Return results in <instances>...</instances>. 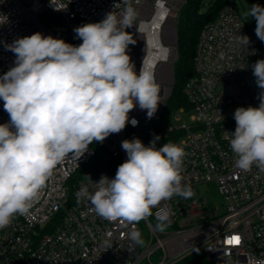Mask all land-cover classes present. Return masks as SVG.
I'll use <instances>...</instances> for the list:
<instances>
[{"label": "built area", "instance_id": "obj_1", "mask_svg": "<svg viewBox=\"0 0 264 264\" xmlns=\"http://www.w3.org/2000/svg\"><path fill=\"white\" fill-rule=\"evenodd\" d=\"M186 1L58 0L60 7L67 5L58 11L49 0H0V13L8 18L0 26V75L14 66L15 55L6 43L36 32L65 40V31L100 22L109 12L120 15L131 6L137 15L126 29L135 41L128 54L137 73L141 66L153 71L163 102L151 119L137 106L129 113L137 126L129 123L119 134L96 142L119 160L108 171L81 170L95 155L93 143L78 161L67 157L60 162L28 213L0 229V264H174L197 250L209 264H264V172L255 166L249 171L237 168L225 134L235 131L233 115L238 107L259 106L261 90L251 65L264 59V42L255 34V20L245 19L232 1L221 6L215 18L199 29L193 74L181 86L187 106L175 108L160 123L174 84L177 25ZM239 34L250 38L246 49L235 42ZM175 110L193 111L189 125L178 124V118L174 123ZM8 120L0 100V124ZM155 136L160 137L158 147L173 143L184 149L182 176L194 195L162 202L171 221L163 233L155 229L159 209L154 208L152 216L136 224L144 244L134 245L128 237L131 225L99 217L89 201L78 203L75 194L84 185L89 192L95 190L86 176L94 182L102 175L115 177L127 159L123 140L139 138L148 145ZM201 184L216 187L220 206L209 202ZM234 237L239 243H229Z\"/></svg>", "mask_w": 264, "mask_h": 264}, {"label": "clouds", "instance_id": "obj_2", "mask_svg": "<svg viewBox=\"0 0 264 264\" xmlns=\"http://www.w3.org/2000/svg\"><path fill=\"white\" fill-rule=\"evenodd\" d=\"M49 2L55 10L67 8L58 0ZM136 15L128 6L120 15L109 12L100 22L74 28L75 38L82 41L79 45L41 32L5 44L15 60L0 75V100L9 116L0 124V229L28 213L65 158L78 161L93 142L103 143L129 123L137 126L139 122L129 117L137 106L151 119L163 103L153 71L141 66L137 73L128 54L135 41L126 29ZM248 15L264 42V6L251 5ZM6 23L7 16L0 13V26ZM235 42L245 49L251 43L240 34ZM251 67L261 90L259 106L238 107L235 131L225 134L237 168L249 171L255 166L264 172V59ZM159 140L155 136L148 145L139 138L123 140L127 159L115 177L102 175L94 182L86 176L95 190L89 192L84 185L75 194L78 203L89 201L99 217L131 225L128 237L134 245L144 244L136 224L152 216L154 208L159 209L155 229L163 233L171 221L162 202L194 195L182 176L184 149L173 143L158 147Z\"/></svg>", "mask_w": 264, "mask_h": 264}, {"label": "trees", "instance_id": "obj_3", "mask_svg": "<svg viewBox=\"0 0 264 264\" xmlns=\"http://www.w3.org/2000/svg\"><path fill=\"white\" fill-rule=\"evenodd\" d=\"M231 0H213L209 2L205 9L202 0H187L183 5L177 25L176 33V52L177 59L173 66L174 84L169 98L165 104L163 113L159 117L160 123H165L170 112L179 106H187L185 97L182 94L181 86L183 81L193 74V53L197 35L204 22L215 18L218 9ZM80 24L79 26H81ZM65 40L74 42V30L63 33ZM95 155L92 160L83 166L81 170L90 169L95 173H103L113 168L118 158H112L106 150L96 142H93ZM174 264H209L201 250L194 251Z\"/></svg>", "mask_w": 264, "mask_h": 264}, {"label": "rangeland", "instance_id": "obj_4", "mask_svg": "<svg viewBox=\"0 0 264 264\" xmlns=\"http://www.w3.org/2000/svg\"><path fill=\"white\" fill-rule=\"evenodd\" d=\"M204 5L202 9H205L209 2L213 0H202ZM233 4L238 8L240 14L246 19L255 20L254 18H251L248 15V11L250 10L251 5L253 4H259L261 6H264V0H231ZM193 115V111H173L172 117L178 118L177 123L182 124L186 123L189 125L190 123V116ZM174 120V123H176ZM200 188H202V191L204 195L208 198L209 202L213 205H221V196L219 195L216 187L213 184H201ZM145 229V227H143Z\"/></svg>", "mask_w": 264, "mask_h": 264}, {"label": "snow or ice", "instance_id": "obj_5", "mask_svg": "<svg viewBox=\"0 0 264 264\" xmlns=\"http://www.w3.org/2000/svg\"><path fill=\"white\" fill-rule=\"evenodd\" d=\"M239 243V237H234L232 241H229V243Z\"/></svg>", "mask_w": 264, "mask_h": 264}, {"label": "water", "instance_id": "obj_6", "mask_svg": "<svg viewBox=\"0 0 264 264\" xmlns=\"http://www.w3.org/2000/svg\"><path fill=\"white\" fill-rule=\"evenodd\" d=\"M144 129H145V126H143V127L141 128V131H144Z\"/></svg>", "mask_w": 264, "mask_h": 264}]
</instances>
